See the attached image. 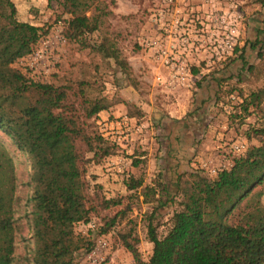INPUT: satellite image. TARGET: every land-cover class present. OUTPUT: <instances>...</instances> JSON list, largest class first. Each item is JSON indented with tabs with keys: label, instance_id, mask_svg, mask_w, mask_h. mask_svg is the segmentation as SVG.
Returning <instances> with one entry per match:
<instances>
[{
	"label": "trees",
	"instance_id": "1",
	"mask_svg": "<svg viewBox=\"0 0 264 264\" xmlns=\"http://www.w3.org/2000/svg\"><path fill=\"white\" fill-rule=\"evenodd\" d=\"M56 1L69 15L66 40L112 59L126 75L128 64L116 45L119 34L110 30L108 17L113 12L109 4L105 0ZM257 2L264 5V0ZM47 30L19 18L14 0H0V131L12 140L29 172L24 212L16 216L21 205L15 162L0 140V264H78L77 255L85 256L96 238L93 230L76 233L75 226L98 218L111 200L103 174L88 172V166L100 164L117 148L96 122L100 111L115 104L99 91L90 94L96 76L76 74L47 83L34 81L12 66L33 51ZM250 43L256 49V61L244 60L237 45L233 55L214 66L211 74L241 60L232 73L222 76L217 100L225 101L237 91L242 101L233 105L230 121L239 118L242 127L247 115L256 114L259 123L249 124L243 133L248 139L257 135L259 142L249 144L244 154L233 155L231 165L215 175L198 168L178 172L173 191L163 187L158 175L148 182L142 176L124 178L127 190L139 189L144 203H155L146 225L152 243L147 259L140 256V239L133 228L120 236L119 246L132 255L135 264H264V86L250 88L247 94L240 87L244 75L258 76L264 70V27ZM142 112L137 104L128 108L127 115L138 118ZM156 129L154 137L160 145L161 124ZM138 163L136 158L132 165ZM164 203L173 208L159 236L160 222L154 223V217ZM19 217L25 219L30 234L23 238L24 252L17 255ZM102 218L104 223L94 229L97 236L114 227L118 216Z\"/></svg>",
	"mask_w": 264,
	"mask_h": 264
},
{
	"label": "rangeland",
	"instance_id": "2",
	"mask_svg": "<svg viewBox=\"0 0 264 264\" xmlns=\"http://www.w3.org/2000/svg\"><path fill=\"white\" fill-rule=\"evenodd\" d=\"M14 1L19 5V18L48 29L47 33L39 38L31 53L19 58L12 64L14 68L26 73L28 78L40 82L59 83L64 81L68 76L94 74L97 84L89 88L90 94H96L99 91L108 101L115 102L114 105H119V107L123 108L115 118H118L122 113L127 114L128 108L132 110V105H137V100H142L146 104H156L155 106L159 107H161L160 103L166 100L165 98L169 93L161 90L154 80L155 75L159 72V68L156 64L152 63L147 52L142 50L138 44V37L143 27L146 26L147 17L154 6L155 0H105L113 12V15L108 17L111 24L110 30L113 29L114 32L119 34L116 39V45L121 52V57L128 64L126 75L121 73L112 59H104L96 52L90 51L89 48H80L76 43H70L66 40L64 30L67 26L69 15L66 12H62L56 0ZM236 1L244 14L243 25L245 26L247 7L252 3L256 4L258 2L257 0ZM250 7L255 8L253 5ZM246 39L247 37L244 35V30L242 29L240 42H244ZM136 44L137 47L135 46ZM40 49L45 53L43 54L44 57L42 59L34 58V53ZM95 65L98 68L97 70H94ZM71 70H76V73L71 72ZM259 86H264V70L260 71L258 76L249 77L244 75V83L240 87L244 89V94H247L250 88ZM234 94H238L237 91ZM225 102L231 103L228 96ZM232 104L236 106L237 102H233ZM148 109L147 107L142 109L143 114L138 118L130 116L142 124L143 129L141 133L133 134L129 140L124 142L123 147L116 144L117 148H115L114 153L104 158L100 164L88 166V172H97L98 176L100 173L103 174L104 184H107V186L105 185L106 188L110 189L108 194L111 197L109 206L98 213V218H95L97 225L104 223L103 216L107 218L118 216L114 227L106 234H102L109 242V262L110 259H114V262L122 261L135 264L132 255L119 246L121 234L128 231L133 232L135 230L140 239L137 249L141 258L147 259L152 250V244L148 241L146 225L148 216L153 209L152 206L155 203H144L139 189L127 190L123 185V179L128 175L134 177L142 176L146 182L155 179V174L159 169V161L156 160L155 151L151 154V148L155 150L157 143L154 142V134L151 133L152 126L148 117ZM232 111L224 112L230 129L225 131L228 134L227 138H224L227 143L224 145L225 151L222 153L230 159L231 163L234 154L229 152L228 145L233 139L243 136L247 139L248 146L249 144H257L260 139L255 134H251V138L248 139L243 133L249 124L259 123L257 115L254 113L247 115L244 118L243 126L239 127V118L230 121ZM132 113L135 114L134 109ZM257 114L259 115V113ZM0 140L5 144L14 158L18 186L16 193L20 198L19 203L21 205V209L18 210L16 216H22L25 199L29 192V187L27 186L29 180L28 168L21 162V156L12 140L1 131ZM217 154L221 155L220 152ZM136 158H138L139 163L133 166L132 162ZM212 162L217 161L214 160ZM91 184H93V180H91ZM172 206L164 203L162 206L159 205L157 207V216L154 217V223L160 222L157 225L159 236L163 235L167 228L166 223L169 213H171L173 208ZM77 226H75L76 233L82 235L91 233V230L82 233L81 229L79 230ZM92 233L95 235V238L98 237L97 230H93ZM29 234L25 219L19 217L15 239V253L17 255L24 252L23 238ZM77 256L78 264H87L83 254Z\"/></svg>",
	"mask_w": 264,
	"mask_h": 264
},
{
	"label": "built area",
	"instance_id": "3",
	"mask_svg": "<svg viewBox=\"0 0 264 264\" xmlns=\"http://www.w3.org/2000/svg\"><path fill=\"white\" fill-rule=\"evenodd\" d=\"M243 20L244 14L236 0H200L196 4L192 0H159L151 8L146 26L138 37L140 48L159 68L155 83L168 93L192 88L196 80L195 66L214 68L233 55L240 43ZM43 54V50H37L34 58L42 59ZM228 97L231 103L223 106L230 112L232 103H239L242 98L234 93ZM97 125L105 138L122 147L133 134H139L143 129L141 123L127 114L114 119L99 118ZM247 147L248 141L243 136L233 139L228 145L234 156L244 154ZM230 165L231 162L219 160L203 163L198 169L215 175ZM77 225L82 233H86L96 229L97 222L92 218ZM109 249L106 237L98 236L85 254L87 264H129L114 262V259L109 262Z\"/></svg>",
	"mask_w": 264,
	"mask_h": 264
},
{
	"label": "crops",
	"instance_id": "4",
	"mask_svg": "<svg viewBox=\"0 0 264 264\" xmlns=\"http://www.w3.org/2000/svg\"><path fill=\"white\" fill-rule=\"evenodd\" d=\"M199 1L192 0L195 4ZM251 5L255 8H251ZM251 5L247 7L246 25L242 26L248 40L239 43L244 60L248 63L256 61V49L250 46V42H253L254 37L264 27V5L260 3ZM240 64V59L233 63L235 67ZM234 66L215 75L211 74L213 68L195 66L194 86L170 92L166 100L160 103L161 107L137 100L141 110L149 108L147 112L152 126L151 133L155 134L156 126L161 124L159 138L162 143L158 145L154 137L157 146L155 150L151 148V154L155 151L156 160L159 161V169L155 175L160 177L158 180L167 191H173V180L178 172L199 168L203 163L214 160L231 162L222 154L227 143L225 139L228 134L225 131L230 129V126L224 114L227 112L223 106L225 101L217 100V95L222 87V76L232 73ZM120 110L123 108L113 105L108 110L100 111L98 117L114 119ZM218 152L221 155H218Z\"/></svg>",
	"mask_w": 264,
	"mask_h": 264
}]
</instances>
